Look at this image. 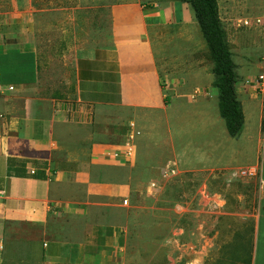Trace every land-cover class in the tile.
Segmentation results:
<instances>
[{"label": "crops", "instance_id": "0c3cea01", "mask_svg": "<svg viewBox=\"0 0 264 264\" xmlns=\"http://www.w3.org/2000/svg\"><path fill=\"white\" fill-rule=\"evenodd\" d=\"M220 2L225 30H237L240 0H229L227 22ZM251 8L243 18L264 13L261 3ZM18 14L14 0H0V264H137L124 253L127 207L134 193L154 187L157 166L140 163L139 144L128 155L130 145L104 140L108 115L123 110L121 120H142L166 107L171 95L162 89V71L165 79L183 76L166 69V48L175 37L195 42L194 10L178 0L112 4L109 42L74 49L76 99L62 105L37 85L31 40L10 41ZM258 93L251 118L253 107L264 105ZM261 158L264 184V151ZM256 236L253 264H264V210Z\"/></svg>", "mask_w": 264, "mask_h": 264}, {"label": "rangeland", "instance_id": "374dc122", "mask_svg": "<svg viewBox=\"0 0 264 264\" xmlns=\"http://www.w3.org/2000/svg\"><path fill=\"white\" fill-rule=\"evenodd\" d=\"M14 1L22 14L14 16L12 30L18 36L10 41L23 36L35 46L37 85L42 94L58 99L61 105L74 103L73 51L109 42L110 9L118 0ZM260 3L264 11V0L246 4L240 0L236 25L244 17L245 7L256 8ZM228 4L229 0L220 2L226 22ZM257 15L264 21L263 12ZM225 27L237 65L239 100L247 114L239 139L230 137L220 116L214 62L199 26V33L192 32L194 43L175 37L166 48V69L183 76L165 79L162 71L163 85L171 95L163 110L147 113L142 120H121L123 110L108 115L112 120L107 122L109 134H104V140L139 144L140 163L157 166L151 173L154 187L129 199V224L123 236L129 263H254L260 241L256 224L264 210L259 172L264 151V105L262 109L253 107L252 119L250 103L262 90L259 77L264 75V31L261 27ZM29 63L32 65V60ZM131 121L140 132L133 139Z\"/></svg>", "mask_w": 264, "mask_h": 264}, {"label": "trees", "instance_id": "16d2710c", "mask_svg": "<svg viewBox=\"0 0 264 264\" xmlns=\"http://www.w3.org/2000/svg\"><path fill=\"white\" fill-rule=\"evenodd\" d=\"M194 10L200 30L214 62V86L218 90V106L228 134L239 139L245 127L243 105L237 93L238 73L227 32L220 18L218 0H178ZM162 89L164 85L162 84ZM168 101L166 100V103Z\"/></svg>", "mask_w": 264, "mask_h": 264}, {"label": "built area", "instance_id": "2783aa9c", "mask_svg": "<svg viewBox=\"0 0 264 264\" xmlns=\"http://www.w3.org/2000/svg\"><path fill=\"white\" fill-rule=\"evenodd\" d=\"M264 25V21L261 17H256V18H251V17H246V18H240L237 20V26L238 27H245L248 29L256 28L259 26ZM0 77H1V72H0ZM259 81L262 83L261 84V92L264 95V75H261L259 77ZM10 90H13V87H10ZM133 128H135V125H131ZM136 135H140L139 131H135L133 135H131V139H133ZM133 151V147L129 146L128 147V155H131ZM128 201H125L124 204L127 205Z\"/></svg>", "mask_w": 264, "mask_h": 264}]
</instances>
